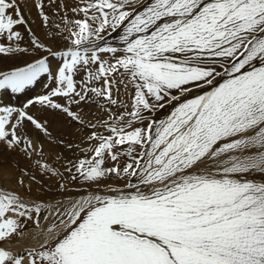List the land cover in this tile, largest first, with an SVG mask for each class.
Instances as JSON below:
<instances>
[{
  "label": "snow or ice",
  "instance_id": "1",
  "mask_svg": "<svg viewBox=\"0 0 264 264\" xmlns=\"http://www.w3.org/2000/svg\"><path fill=\"white\" fill-rule=\"evenodd\" d=\"M34 6L47 25L43 0ZM70 11L48 33L63 47L30 29L22 47L21 8L0 0V90L50 82L20 107L0 104V145L33 156L25 124L50 135L35 105L81 125L73 106L108 117L87 125L91 155L67 177L37 160L8 188L0 166V264H264V0H77ZM194 90L165 119L151 115ZM38 175L58 178L60 194L77 180L97 189L32 199ZM113 177L123 187L100 191Z\"/></svg>",
  "mask_w": 264,
  "mask_h": 264
},
{
  "label": "rangeland",
  "instance_id": "2",
  "mask_svg": "<svg viewBox=\"0 0 264 264\" xmlns=\"http://www.w3.org/2000/svg\"><path fill=\"white\" fill-rule=\"evenodd\" d=\"M23 2L25 5L19 6L21 8L22 15L25 18L26 24L16 26L15 28V30L21 32L23 37L22 41L20 42L21 46H29L31 35L28 30L30 29L31 34H34L41 42L45 43L46 46L52 47L54 49L58 46L63 47L64 42L61 37H57V39L54 41L52 37L48 35V33L58 31V29L55 27L57 24H59L61 27H64L63 21L61 19L62 16L67 15L69 18H73L70 8L77 3V0H56L57 4H67V9H57L53 6L51 0H43L44 11L49 16V23L47 25L44 24L42 18L39 15L40 10L34 6V4L39 2V0H23ZM63 35H67V33L65 32ZM104 58L108 57L105 56ZM23 60L31 62L32 56L22 57L18 62L12 61L7 63L9 65L19 63V66H23ZM49 60L54 63L56 58L49 57ZM253 64L256 67L260 66L258 61H254ZM0 70H9V68L0 66ZM46 83L48 84L50 82L47 80V76L45 75L41 77L37 83L26 88L23 93L13 94L10 90H0V104H10L11 106L20 107L26 102L27 99L34 98L39 94H43L46 91L44 88ZM204 90L210 89L205 88ZM131 91L132 90L129 89V92ZM197 94H200V90H194L186 97H182L179 101H172L171 103L166 104L163 108L157 109L156 112L152 113L151 115L158 120H163L171 114L178 103H181L184 99L191 98ZM173 95H178V93L174 92ZM121 99H123L125 102H128L129 99L122 86ZM61 102L63 103V101ZM73 110L78 111L81 114L83 120L85 121L84 125H81L75 121H70L69 118H66L58 112H53L50 109H42L40 105H35L34 107L30 108V112L37 118H40L42 122L43 120L48 121L47 127L49 128L50 135L45 136L44 134L38 132V130H35L30 124H25L24 132L30 139H32L33 145L36 149V152L31 158L26 157L19 151H8L5 146L0 145V163L3 162L0 166H2L5 170V175L7 177V179H5L4 187H15L16 178L18 176L17 165L19 168H24L34 172L35 162L39 160L42 163H47L50 166L56 168L65 177H67L68 173L65 171V169L69 167L70 163H76L79 159L86 158L91 155L89 152L91 143L88 141L87 137L90 135L92 129L87 125L89 123L96 124L98 121L106 120L108 118L107 114L98 108L96 104H83L79 108L73 106ZM113 110L116 109L114 108ZM97 130L104 132V129L102 128H98ZM68 145H71V147ZM1 154L4 155L3 158ZM105 166H111V162H106ZM72 174H76L75 170H73ZM38 179L41 180L43 186H45L47 190H50V192L46 194L49 195V197L54 195L53 197H55V199L60 196L63 198V196L67 193L68 195L74 194L77 192V189L81 194L85 191L89 193L97 189L96 185H90L84 183L83 181L77 180L75 182L68 183V191L60 194L57 190L58 178H50L46 175H38ZM25 182L27 183V179ZM124 184L125 181L118 178H105L100 182L99 190L105 189L109 185L113 187H123ZM36 186L40 185L36 184ZM17 191H20L21 195H25L22 189H17ZM40 192H42V190H40ZM42 223H44V221H42Z\"/></svg>",
  "mask_w": 264,
  "mask_h": 264
},
{
  "label": "bare ground",
  "instance_id": "3",
  "mask_svg": "<svg viewBox=\"0 0 264 264\" xmlns=\"http://www.w3.org/2000/svg\"><path fill=\"white\" fill-rule=\"evenodd\" d=\"M17 2H18V4L21 6V5H25L24 4V2H23V0H17ZM33 15V14H32ZM31 59V58H30ZM8 62H12V61H8ZM18 62V61H17ZM21 63V62H20ZM1 149H2V146H1ZM4 150V149H3ZM4 152V151H3ZM1 156H2V158L4 157V155L3 154H1ZM3 163V162H2ZM2 163H0V165H2ZM251 176L252 177H255V179H256V182H261V180H262V177H261V175L259 174V173H252L251 174ZM4 185H5V181H4ZM36 184H33L32 185V193H31V198L32 199H37V198H39V199H41V200H43V201H49V200H51L52 199V197L54 196V195H52V196H50L49 197V195H47L46 193H48V192H50V190L48 191L47 190V188L45 187V186H43V188L41 189V187L40 186H36ZM52 189V188H51ZM40 190H42V192H40ZM104 189H102V190H100V191H103ZM51 191H53V190H51ZM83 191H85V190H83ZM77 192H78V189H77ZM74 193V194H71V195H68V193L67 194H65L63 197H67V198H69V199H72V198H78L79 197V195H87L88 193L85 191V192H83L82 194L81 193ZM62 198V196H60V197H58V198H56V199H61ZM34 227V225H32L30 222L27 224V226H26V231L27 230H30V229H32ZM22 243H28V241H24V242H22Z\"/></svg>",
  "mask_w": 264,
  "mask_h": 264
}]
</instances>
